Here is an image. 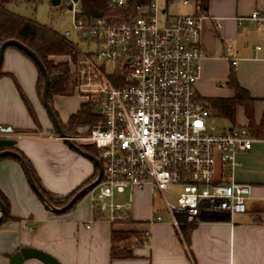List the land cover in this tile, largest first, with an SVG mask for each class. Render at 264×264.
I'll list each match as a JSON object with an SVG mask.
<instances>
[{
  "label": "built area",
  "instance_id": "2783aa9c",
  "mask_svg": "<svg viewBox=\"0 0 264 264\" xmlns=\"http://www.w3.org/2000/svg\"><path fill=\"white\" fill-rule=\"evenodd\" d=\"M59 1L70 3L74 13L78 41L68 43L77 58L65 57L77 77L74 91L90 97L100 116L86 134L68 136L79 146H92L101 163L100 180L89 192L93 212L127 223L134 193L146 188L160 195L177 230L213 213L230 219L245 212L250 187L235 180L237 156L264 143V136L218 127L197 92L205 17L200 0H181L192 9L184 14L168 12L175 0H149L134 13L132 0H108L125 14L95 18L74 8L78 0ZM245 19L264 21V15L253 10ZM159 220L152 215L149 221Z\"/></svg>",
  "mask_w": 264,
  "mask_h": 264
},
{
  "label": "crops",
  "instance_id": "0c3cea01",
  "mask_svg": "<svg viewBox=\"0 0 264 264\" xmlns=\"http://www.w3.org/2000/svg\"><path fill=\"white\" fill-rule=\"evenodd\" d=\"M6 8L12 12L8 5ZM253 10L264 15V0H207L202 10V57L196 89L204 100L232 97V89L225 85L232 70L239 85L254 99L252 120L257 135L247 131L249 120L242 106L236 107L235 123L230 127L260 138L264 136V21L245 19ZM68 34L66 31L65 36ZM228 43L231 49L226 51ZM231 58L237 60L236 65L231 64ZM1 71L15 78L40 129L36 130L12 79L2 76L0 126L12 131L0 133V137L16 139L14 146L30 162L43 189L52 197L64 198L94 179L95 163L52 132L37 96L33 62L9 47L3 51ZM61 97H54L53 107L65 123L70 114L64 119L57 108ZM237 158L235 180L250 187L245 212L230 219L220 215L215 220L191 224L187 241L181 229L171 224L169 215L165 219L161 213L163 207L157 206V201L162 203L160 195L148 188L134 193L131 221L127 223H111L106 216L93 212L89 193L73 208L55 213L32 191L17 159H0V191L8 201L10 215L16 219L0 227V264H9L11 255L21 247L48 253L60 264H264V143L255 142ZM152 215H160L161 220L150 222ZM113 230L140 234L131 246L133 257H110ZM22 264L45 263L30 258Z\"/></svg>",
  "mask_w": 264,
  "mask_h": 264
},
{
  "label": "trees",
  "instance_id": "16d2710c",
  "mask_svg": "<svg viewBox=\"0 0 264 264\" xmlns=\"http://www.w3.org/2000/svg\"><path fill=\"white\" fill-rule=\"evenodd\" d=\"M11 1L12 0H0V44L8 39H15L21 42L23 45L27 46L37 55L39 60L44 65L49 76L56 75L53 81L49 84V89L47 94L48 102L53 108V99H52L53 95H62V96L71 95L77 77L74 73L70 72L69 63L67 62V60L55 62L54 59L53 60L51 59V57L55 58L57 56H65V57L70 56L72 60H76L77 53L74 47H72L68 43L69 40L66 36L58 34L57 32H55L46 25H41L32 19L25 18L8 11L6 6ZM28 1L36 4L39 0H28ZM148 1L149 0H132L129 3V11H132L134 13V7L136 5L145 4L148 3ZM78 2H79V7L82 10V14L85 15L87 18H95L100 16H111V15L121 16L125 14L124 9L110 7L108 4V0H78ZM200 2L203 8H206L207 0H200ZM58 5H54V6L58 7ZM10 48L17 49L16 47H10ZM19 51L23 53L27 58H29L37 69L36 92H37V96L41 101L43 76L40 70L38 69V67L36 66V64L34 63V61L23 51L21 50ZM2 76H8L12 79L23 103L27 108L29 115L31 116V118L35 123L36 130H39L40 126L35 116V113L29 101L27 100L21 88L19 87L15 78L10 73H3L0 68V77ZM225 85L230 89H232L233 96L230 98L206 99L205 102L207 108L210 110V112L214 117L225 120L231 123L232 125H234L235 109L237 106H242L244 109V113L249 120L247 131L252 132L254 135H257V132L256 131L254 132L255 129L252 120L254 99L249 95L246 89H244L239 85L235 77V74L232 70L228 74ZM54 113L59 123L61 124L63 132L67 136H74L76 134H80L83 130L87 132L88 128L93 126L100 119L98 112L95 111V102L92 100L87 102H81L77 111L73 114H70L65 123H62L60 121L59 116L55 110ZM52 130H54V132L57 134L53 124H52ZM16 132L20 133V131H16ZM81 147L87 151H90L93 155L95 156L97 155V152L92 146L81 145ZM9 148L17 152L24 159L35 184L42 192V194L45 196V198L52 205L56 207H62L66 205L71 199V197L80 188H82L85 184H88L93 179L91 178L88 181H86L76 191H74L71 195L67 197L64 198L52 197L43 189L30 162L20 152V150H18L14 145L10 146ZM6 157L9 156H1L0 159ZM96 172L97 169H95V175ZM82 197H80L67 210L73 208ZM0 200L4 205V211L0 215V227H1L5 223L16 219L10 215L8 201L1 191H0ZM191 228L192 225L180 226L185 241L188 240ZM110 239H111L110 257L112 259H128L133 257L131 246L133 245L135 240L140 239V234L136 231L113 230L111 232Z\"/></svg>",
  "mask_w": 264,
  "mask_h": 264
},
{
  "label": "water",
  "instance_id": "95a60500",
  "mask_svg": "<svg viewBox=\"0 0 264 264\" xmlns=\"http://www.w3.org/2000/svg\"><path fill=\"white\" fill-rule=\"evenodd\" d=\"M49 2L51 5H58L60 3L59 0H49ZM66 8L71 9V4L69 3L68 5H66ZM8 47H16L17 49L23 51L26 55H28L34 61V63L36 64V66L40 70V72L43 76V85H42V90H41V101H42L43 107H44L47 115L49 116V118L51 120V123L53 124V126L56 129L58 137L60 139H62L69 147L73 148L74 150L78 151L79 153H81L82 155H84L85 157H87L88 159L93 161L96 165V168H97L96 177L90 183L83 186L79 191H77L71 197V199L69 200V202L66 205H64L62 207H56V206L52 205L45 198V196L42 194V192L39 190V188L35 184L32 176L30 174L29 168H28L26 162L24 161V159L17 152L12 151L10 149H5V148H9L10 146L14 145L16 143V139L0 137V157L1 156H11V157L17 159L20 162V164L24 170V173L27 177L28 183H29L32 191L36 194V196L40 199V201H42L53 212L62 213L64 211H66L72 204H74L80 197L89 193L96 186V184L99 182L101 174H102L101 163L95 155H93V154L87 152L86 150H84L83 148H81L78 144L73 142L63 132L61 124L59 123V121H58V119L54 113V110L51 107V105L49 104L48 98H47L49 84L53 81V79L56 77V75L49 76L44 65L39 60L37 55L32 50H30L27 46L23 45L21 42L15 40V39H8V40L3 41L0 44V68H1V64H2L3 51ZM11 131L12 130L9 127L0 126V133H10ZM3 211H4V205L0 200V215L3 213ZM219 216H220L219 214L213 213V214H210L207 216H202L200 219L201 220H215ZM227 218H229V217L227 216ZM30 258L38 259L45 264H60L54 257L49 255L48 253H45L41 250L31 248V247H21L17 251H15L9 259V264H22L24 260H27Z\"/></svg>",
  "mask_w": 264,
  "mask_h": 264
},
{
  "label": "rangeland",
  "instance_id": "374dc122",
  "mask_svg": "<svg viewBox=\"0 0 264 264\" xmlns=\"http://www.w3.org/2000/svg\"><path fill=\"white\" fill-rule=\"evenodd\" d=\"M78 7H79V2L78 4L76 3L74 5V8H78ZM8 8L12 12L17 13L22 17L32 19L41 25H46L50 27L58 34L65 36V32L68 31L69 34L67 35V38L74 43L78 41L77 33L72 28L74 13L71 9L66 8V3L64 1L60 2L58 7H55L54 5L50 4L49 0H39L36 4L28 0H12L8 4ZM167 10L170 14H184L190 11V7L183 5L181 3V0H175L172 3L168 4ZM77 45L82 50H85L87 48L84 42L78 43ZM51 59L52 60L54 59V61L57 62V61H64L66 58L65 56H57L55 58L51 57ZM56 96L58 95H53L52 99H54V97ZM88 99H90V97L89 98L85 96L81 97L73 89L71 95L63 96L58 99L59 101L57 104V108L61 111V114L65 119L66 116H68V114L74 113L76 111V108L80 105L81 102L88 101ZM214 122L218 127L228 128L232 126L231 123L218 118L215 119ZM52 132H54V130H52ZM81 133H83V135L86 134L84 130ZM169 193L170 194L168 195V199L173 200L172 192L170 191ZM121 197L122 196L116 198L119 199ZM157 202H158L157 206L163 207L161 213H163L165 219H167L168 217L166 211L164 210L163 203H160L159 201Z\"/></svg>",
  "mask_w": 264,
  "mask_h": 264
}]
</instances>
